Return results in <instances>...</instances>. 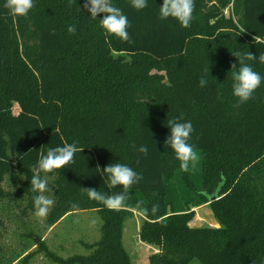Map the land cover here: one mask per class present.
I'll list each match as a JSON object with an SVG mask.
<instances>
[{"label": "trees", "instance_id": "16d2710c", "mask_svg": "<svg viewBox=\"0 0 264 264\" xmlns=\"http://www.w3.org/2000/svg\"><path fill=\"white\" fill-rule=\"evenodd\" d=\"M112 2L128 17L130 42L106 35L103 14L92 19L84 0H35L16 19L0 0V229L5 201L28 199L35 211L30 181L41 146L76 143L83 151L74 163L41 173L55 199L47 227L96 211L102 237L84 244L90 255L65 259L30 233L55 264H132L123 238L134 213L144 218L141 242L157 250L149 264H264V82L237 106L230 72L237 63L231 52H264V0H195L187 29L159 19L163 0L139 11L130 0ZM249 63L264 76V65ZM181 117L192 122L189 143L200 156L188 172L164 145L167 120ZM142 145L146 156L137 151ZM116 162L142 179L126 208L109 210L82 188L120 191L108 189L96 169ZM137 201L159 211L145 215ZM204 205L219 227L190 226Z\"/></svg>", "mask_w": 264, "mask_h": 264}, {"label": "clouds", "instance_id": "9594fccd", "mask_svg": "<svg viewBox=\"0 0 264 264\" xmlns=\"http://www.w3.org/2000/svg\"><path fill=\"white\" fill-rule=\"evenodd\" d=\"M130 5L136 10H143L148 6V0H130ZM8 10V14L16 19L18 17H27L29 12L35 7V0H5L3 5ZM84 11L90 13L92 19H97L99 14L103 18L99 19L101 28L106 35L115 36L123 42H130L129 34L130 22L122 9L115 6L112 0H84L81 7ZM195 10V0H163L159 7V19L165 20L173 18L177 20L182 28H190ZM68 32L75 34L77 29L75 25L68 26ZM246 29L241 28L240 34ZM238 34V35H240ZM255 39V37H253ZM231 54L236 58L237 63L231 65L232 94L238 98V104L242 105L253 98V94L258 89L264 76L255 71L249 62L255 61L264 65V52L256 56L250 51H234ZM209 75V69L205 70ZM208 81L201 76L198 85L205 87ZM183 117L179 119L167 120V126L170 128V135L165 139L164 145L169 146L176 159L180 162L181 171L188 172L197 166L200 160L198 152L193 145L189 143L194 132L191 121L182 122ZM58 132V128H53V132ZM32 151V150H30ZM83 148L76 143H63L62 146L47 147L41 146L39 158L36 166L33 168V175L30 181L31 190L36 195L33 196L35 215L38 218L46 217L54 205L55 201L44 195L49 191L48 181L42 178L41 173H51L54 170L63 169L67 165L75 162V155L81 153ZM138 152L148 154L147 146H140ZM96 169L104 178V183L108 189H115L117 186L121 189L118 192H102L95 188H82L90 200L102 204L109 210H121L128 206L130 199L129 192L133 185L139 182L142 177L130 166L120 162L110 163L103 169L98 165ZM135 207L141 210L145 215L151 213L155 215L159 211V206L154 204L150 209L143 207V201H137Z\"/></svg>", "mask_w": 264, "mask_h": 264}, {"label": "rangeland", "instance_id": "374dc122", "mask_svg": "<svg viewBox=\"0 0 264 264\" xmlns=\"http://www.w3.org/2000/svg\"><path fill=\"white\" fill-rule=\"evenodd\" d=\"M18 112L17 107L15 114ZM6 187L11 192L16 191V188H9L7 184ZM44 195L55 201L51 191ZM1 215L4 224L0 229V264H24L27 260V264H55L44 252L34 246L31 239L27 238L30 233L44 237L48 248L65 259L76 255H90L91 252L84 244L92 245L99 242L102 237V220L96 211L71 214L54 228L52 227L53 229L47 227L48 215L38 218L35 211L28 208V199L5 201L2 204ZM143 222V216L134 213L124 225L123 243L132 264H149V259L156 250L140 240L139 233ZM190 226L193 228L219 227V224L209 205H204L196 209V217ZM28 254H31V257L25 259ZM191 264L201 263L195 260Z\"/></svg>", "mask_w": 264, "mask_h": 264}, {"label": "water", "instance_id": "95a60500", "mask_svg": "<svg viewBox=\"0 0 264 264\" xmlns=\"http://www.w3.org/2000/svg\"><path fill=\"white\" fill-rule=\"evenodd\" d=\"M216 200H217V197L214 196V197L212 198V201H211V202L216 201Z\"/></svg>", "mask_w": 264, "mask_h": 264}, {"label": "crops", "instance_id": "0c3cea01", "mask_svg": "<svg viewBox=\"0 0 264 264\" xmlns=\"http://www.w3.org/2000/svg\"><path fill=\"white\" fill-rule=\"evenodd\" d=\"M53 228H54V227H53ZM53 228H52V229H53ZM155 252H157V250H155Z\"/></svg>", "mask_w": 264, "mask_h": 264}]
</instances>
